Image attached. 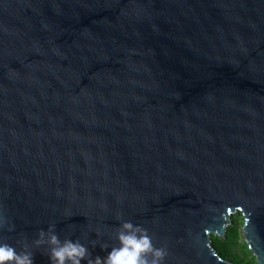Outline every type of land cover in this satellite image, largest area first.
<instances>
[{
    "label": "water",
    "instance_id": "1",
    "mask_svg": "<svg viewBox=\"0 0 264 264\" xmlns=\"http://www.w3.org/2000/svg\"><path fill=\"white\" fill-rule=\"evenodd\" d=\"M235 213L264 264V0H0V241L104 257L131 220L164 264H236Z\"/></svg>",
    "mask_w": 264,
    "mask_h": 264
},
{
    "label": "clouds",
    "instance_id": "2",
    "mask_svg": "<svg viewBox=\"0 0 264 264\" xmlns=\"http://www.w3.org/2000/svg\"><path fill=\"white\" fill-rule=\"evenodd\" d=\"M4 221L0 216V228ZM15 225H9L8 231H14ZM117 245L111 247L107 255L92 257L89 247L79 239L65 238L61 240L54 224H49L47 229H38L32 244L36 248H44L49 259V264H164L167 255L165 248L153 245L152 237L147 229L131 220H123L116 228ZM96 244L93 243V247ZM101 250L108 248L101 245ZM0 264H34L33 252L25 245L23 251L0 241Z\"/></svg>",
    "mask_w": 264,
    "mask_h": 264
},
{
    "label": "trees",
    "instance_id": "3",
    "mask_svg": "<svg viewBox=\"0 0 264 264\" xmlns=\"http://www.w3.org/2000/svg\"><path fill=\"white\" fill-rule=\"evenodd\" d=\"M243 218L240 213L231 216V224L227 226L225 238L212 235V243L221 257L227 258L236 264H256L247 244L241 236Z\"/></svg>",
    "mask_w": 264,
    "mask_h": 264
},
{
    "label": "rangeland",
    "instance_id": "4",
    "mask_svg": "<svg viewBox=\"0 0 264 264\" xmlns=\"http://www.w3.org/2000/svg\"><path fill=\"white\" fill-rule=\"evenodd\" d=\"M240 217L243 218L241 214H240ZM240 229L242 230V225H241ZM241 236H242V233H241ZM242 239H243V236H242Z\"/></svg>",
    "mask_w": 264,
    "mask_h": 264
}]
</instances>
